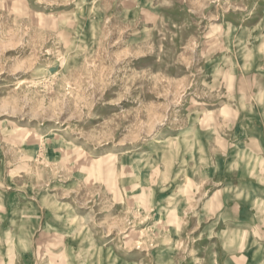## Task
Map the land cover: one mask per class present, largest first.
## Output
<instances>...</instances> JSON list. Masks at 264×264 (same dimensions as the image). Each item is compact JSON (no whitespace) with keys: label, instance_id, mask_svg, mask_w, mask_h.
Segmentation results:
<instances>
[{"label":"rangeland","instance_id":"374dc122","mask_svg":"<svg viewBox=\"0 0 264 264\" xmlns=\"http://www.w3.org/2000/svg\"><path fill=\"white\" fill-rule=\"evenodd\" d=\"M263 89L264 0H0V264H264Z\"/></svg>","mask_w":264,"mask_h":264},{"label":"crops","instance_id":"0c3cea01","mask_svg":"<svg viewBox=\"0 0 264 264\" xmlns=\"http://www.w3.org/2000/svg\"><path fill=\"white\" fill-rule=\"evenodd\" d=\"M262 95L264 98V89ZM241 152L247 161L243 166L236 167L238 171H231L241 175L237 179L232 178L229 187L233 197L231 204L234 206L222 211L223 217L219 221L229 224L231 237L263 238L264 218L259 215L264 214V135L254 134L248 140L247 147ZM231 170L234 168L231 167ZM243 170L247 172L246 175H243ZM234 180L243 183L242 186L236 187ZM240 198H242L241 203ZM233 200L238 201L233 203Z\"/></svg>","mask_w":264,"mask_h":264}]
</instances>
